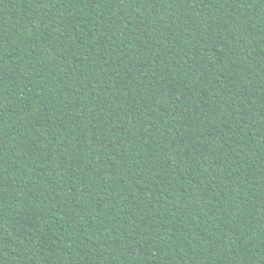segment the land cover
I'll use <instances>...</instances> for the list:
<instances>
[{"label":"trees","instance_id":"16d2710c","mask_svg":"<svg viewBox=\"0 0 264 264\" xmlns=\"http://www.w3.org/2000/svg\"><path fill=\"white\" fill-rule=\"evenodd\" d=\"M0 264H264V0H0Z\"/></svg>","mask_w":264,"mask_h":264}]
</instances>
